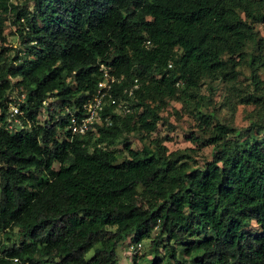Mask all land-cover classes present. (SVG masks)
I'll list each match as a JSON object with an SVG mask.
<instances>
[{"label":"trees","instance_id":"obj_1","mask_svg":"<svg viewBox=\"0 0 264 264\" xmlns=\"http://www.w3.org/2000/svg\"><path fill=\"white\" fill-rule=\"evenodd\" d=\"M8 19L22 48L0 47V97L14 79L30 119L48 96L52 108L89 96L98 62L116 82L108 124L84 135L70 136L48 107L43 125L0 126V264H116L126 239H149L146 264H186L176 245L189 264H264V37L255 28L264 0H0L2 40ZM243 61L249 82L238 84ZM217 78L256 118L235 129L202 114L209 155L158 141L125 145V156L111 148L121 134H149L167 100L191 99ZM116 101L128 106L111 112Z\"/></svg>","mask_w":264,"mask_h":264},{"label":"rangeland","instance_id":"obj_2","mask_svg":"<svg viewBox=\"0 0 264 264\" xmlns=\"http://www.w3.org/2000/svg\"><path fill=\"white\" fill-rule=\"evenodd\" d=\"M10 1L19 4L23 0ZM255 28L259 36L264 37V23H256ZM14 30L15 25L11 24L9 19L3 22V40L0 38V47H7V53L10 56L14 55L17 49L22 48L18 44L19 42ZM249 45L253 47V44ZM235 70L238 72L236 82L238 84H247L249 82V68L247 64L243 61L235 67ZM258 73L259 77L264 81V68L260 69ZM228 86L229 84L221 78L214 79L213 81L203 80L199 85V89H197L198 91L196 93L193 92V98L186 99L185 101L183 99H169L164 105L160 106L157 110L159 118L155 128L149 134L145 135V133L139 131L121 134L111 148L121 149L122 155L125 156V145H128L131 149H140L143 146L153 147L155 141H158L165 146L167 152L173 150L183 151L184 148L189 147L197 155H209L211 146L201 144L203 136H206L207 129H204L202 132V128L198 127L202 114H211L213 118V120L211 119L212 123L218 121L235 129L248 126L256 118L255 106L238 103L237 99L229 93ZM119 104L122 109L128 106L126 101H120ZM120 110L117 109L116 112L119 113ZM95 135L97 134L95 133ZM190 136H196V142L189 139L191 138ZM188 163L192 166L196 164L191 159H188ZM54 166H57V164H54ZM251 224L255 227L253 221H251ZM17 230V228H13L12 231H9L8 235L13 236ZM209 234V231L200 232L198 237H204ZM0 241H3L1 235ZM129 243L132 242L126 239L116 246V264H132L133 260L134 264H146L145 259L151 256L149 239L141 240L140 249L135 253L127 251ZM176 246L177 256L180 257V260H186V264H189L191 256L188 257L183 254V246ZM157 253L159 256L166 255V252L159 248Z\"/></svg>","mask_w":264,"mask_h":264},{"label":"built area","instance_id":"obj_3","mask_svg":"<svg viewBox=\"0 0 264 264\" xmlns=\"http://www.w3.org/2000/svg\"><path fill=\"white\" fill-rule=\"evenodd\" d=\"M100 78L96 83L95 90L84 98L79 104H63L56 108L51 107L53 98L47 97L41 101L39 111L34 119H30L24 108L27 98V90L11 80L10 86L5 89L0 97V126L9 133H15L29 129L33 124L43 125L47 114L46 107L51 113L53 121L64 120L63 129L70 136L74 134L84 135L89 129L94 130L95 125H101L105 121L108 124L106 115L102 119V111L106 105L114 102L111 96V84L116 82L114 75L111 74V67L106 64H99ZM120 101H116L117 109H126L120 106ZM120 110V111H121ZM116 112V111H115ZM140 249V242L129 243L127 251L135 253ZM9 264H21L17 257H12ZM26 264V263H22Z\"/></svg>","mask_w":264,"mask_h":264},{"label":"clouds","instance_id":"obj_4","mask_svg":"<svg viewBox=\"0 0 264 264\" xmlns=\"http://www.w3.org/2000/svg\"><path fill=\"white\" fill-rule=\"evenodd\" d=\"M99 64H103L102 62H98V68H99ZM100 76V74H99ZM100 78V77H99ZM99 80V79H98ZM97 80V81H98ZM97 83V82H96ZM96 87V86H95ZM95 90V89H94ZM48 97H51V96H48ZM47 98V97H46ZM52 98V97H51ZM86 98V97H85ZM54 100V99H53ZM56 100V99H55ZM84 100V99H83ZM82 101V100H81ZM81 101H79L78 103H65V104H79ZM63 105V104H62ZM61 106V105H60Z\"/></svg>","mask_w":264,"mask_h":264}]
</instances>
